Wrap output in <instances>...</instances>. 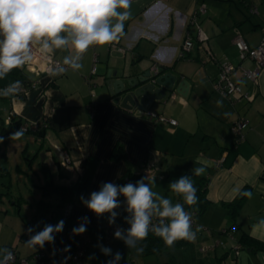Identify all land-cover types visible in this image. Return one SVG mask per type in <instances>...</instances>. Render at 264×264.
<instances>
[{
	"label": "crops",
	"instance_id": "1",
	"mask_svg": "<svg viewBox=\"0 0 264 264\" xmlns=\"http://www.w3.org/2000/svg\"><path fill=\"white\" fill-rule=\"evenodd\" d=\"M249 1L245 5L242 0H132L131 18L123 22L124 34L103 46L90 45L79 54L82 59L76 61L83 65L80 70L70 68L63 74L36 77L18 67L0 78V87H10L17 81L34 83L28 86L23 98L12 94L0 96V136L9 115L15 121L37 122L45 118L47 123L46 128L24 134L18 140L3 136L0 143V250L12 248L22 257H30L34 252V247H28L21 237L27 225L35 223L37 204L43 197H37L35 210L27 213L28 206L32 210L31 203L21 194L15 195L11 180L5 178H11L10 162L15 161V171L26 173L28 178L29 171L39 179L37 185L29 178L32 195V187L41 190L43 185L40 166L44 163L56 185H73L77 178L89 176L86 192L71 210V223L84 224L93 237L85 253L86 264H264V250L252 243H264V68L256 84L242 80L240 69L231 75L249 101H229L212 89L220 62L227 59L237 67L254 68L252 61L240 60L233 45L237 31L250 47L257 46L262 37L264 0H253L258 13L253 16L248 11ZM200 5L205 6L206 13L192 23L190 19ZM116 22L115 17L109 18L110 28ZM198 29L204 34L205 43L197 40ZM187 35L194 47L181 57ZM60 36L67 37L68 44L59 49L52 46L49 51L64 63L65 57L72 59L78 53L69 33L61 32ZM39 43H43V38ZM154 65L175 75L174 90L185 80L187 95L182 97L174 92L164 105H153L145 113L109 102L111 83L119 78H107L108 71H122L123 78L150 70ZM147 113L173 119L177 124L156 122ZM243 118L248 127L244 140L235 145L230 127ZM115 147L121 148L123 158H111ZM61 150L71 157L73 172L59 169ZM40 154L44 160L38 162L36 157ZM148 159L155 163V176L157 173L159 179L145 184L156 193L153 201L158 206L161 197L169 199L173 207L186 204L183 197L173 196L169 185L185 174L195 175L193 170L199 167L206 169L200 177L207 180L208 201L201 214L195 212L196 223L203 230L190 228L196 232L194 242L178 240L173 247L164 244L163 253L152 255H144L138 241L129 246L125 239L115 237L117 231L127 237L131 227L128 221L133 214L123 194L116 197L118 206L112 210L115 217L110 212L97 215L84 202L104 184L120 188V181L135 177ZM26 163L27 171L23 170ZM243 191L251 196H245L237 212L231 239L226 233L231 223L224 204L234 201ZM55 200L56 206L59 198ZM47 202L53 210L49 198ZM158 210L162 211V207L151 211ZM57 217V223L62 221L59 212ZM51 223L57 224L55 219ZM106 226H110V235L104 240ZM243 236L249 242L240 243ZM215 242L220 245L207 254L201 253V247ZM237 245L240 249H236ZM103 249L109 251L105 253Z\"/></svg>",
	"mask_w": 264,
	"mask_h": 264
},
{
	"label": "clouds",
	"instance_id": "2",
	"mask_svg": "<svg viewBox=\"0 0 264 264\" xmlns=\"http://www.w3.org/2000/svg\"><path fill=\"white\" fill-rule=\"evenodd\" d=\"M132 0H0V78L9 73L13 68H18L32 60L30 42H39L43 38L41 51L47 52L52 46L59 49L68 44L67 37H61V32H67L72 37L71 43L78 55L74 58H64V64L70 65L73 70H80L83 65L77 63L82 59L81 53L86 52L90 45H106L119 39L124 34V21L131 18ZM117 8L125 11L117 12ZM115 17L117 22L110 28L109 18ZM49 41L51 43H49ZM64 69H59L63 73ZM53 72V75L59 74ZM20 82L17 81L18 85ZM14 86L4 92L5 96L14 92ZM23 136V129L11 134L10 139L18 140ZM4 137L0 136V143ZM200 176L206 169L199 167L193 170ZM176 194H182L189 206L198 202L194 182L189 177H181L169 185ZM118 193L127 198L128 210L133 214L128 222L131 224L127 237H122L120 231L115 233L117 239H125L132 246L135 241L147 238L149 231L151 210L162 207L157 211L160 217L170 218L165 226L153 227V233L160 237L167 247H173L174 242L186 240L194 242L196 232L190 230V214L186 213L180 204L171 206L166 198H159V206L154 203L156 193L150 187L138 182L136 186L127 184L117 188L111 183L104 184L100 191L93 192L90 199L84 201L91 211L97 215L110 212L112 217L116 213L112 210L118 206L116 197ZM243 195L251 196L245 192ZM63 221L55 226L47 225L28 242V247H41L45 242L54 240L53 233L63 229ZM202 226L196 231H200ZM31 231V230H29ZM86 231L84 224L74 228V233ZM107 253L108 249H103ZM121 257L117 254L116 259Z\"/></svg>",
	"mask_w": 264,
	"mask_h": 264
},
{
	"label": "built area",
	"instance_id": "3",
	"mask_svg": "<svg viewBox=\"0 0 264 264\" xmlns=\"http://www.w3.org/2000/svg\"><path fill=\"white\" fill-rule=\"evenodd\" d=\"M248 11L250 15H257V7L253 0L249 1ZM206 13V8L204 5H200L194 15L191 17V22L193 23L197 16L203 15ZM0 39H3L0 36ZM197 40L199 43H205V36L198 29L197 32ZM233 45L237 49L239 53V58L241 61L250 60L254 64V68L252 70H247L244 68L237 67L233 65L227 59L219 63V73L217 78L212 82V89L217 94L221 95L225 99L229 101L237 100L238 98H245L249 101V97L246 92H243L240 85L235 83L231 79V75L237 70H241V79L256 84L258 81V76L262 68H264V28H262V37L260 42L255 47H250L246 41L243 39L240 32H236L233 38ZM31 49L32 60L26 62L24 65L20 66L21 69L26 70L36 77L40 76H50L53 72L59 73V69L63 68L64 72L67 69L72 68L70 65L64 64L58 60H56L50 51L43 52L41 51L42 44L39 42H30L29 45ZM194 47V42L192 38L187 35L181 46V57H184ZM151 71L153 73L158 72V67L156 65L151 67ZM63 72V73H64ZM95 68L92 69L91 73L94 74ZM59 73V74H63ZM29 81V80H28ZM34 85V83L26 82L25 84L19 83L18 85L15 83L11 86H14V92L10 93L13 96H24L27 92L28 86ZM9 87H0V96L6 92ZM147 115L155 120L156 122L169 124L171 126H175L177 122L173 119H167L162 115H154L151 113H147ZM15 122V118L13 115H9L5 120V125L8 127L12 123ZM47 123L46 119L43 118L37 122H21L18 124L16 131L23 129V134L35 133L38 132L41 128H46ZM248 127L247 120L239 119L234 122L230 129L232 134L235 136V145L241 143L244 140V132ZM14 132V133H15ZM71 157L68 152L61 150L60 158L58 162V167L64 169L66 172H73L74 165ZM156 167L155 163L148 159L141 166V171L135 177H125L120 183L119 187L126 186L127 184H132L136 186L138 182H151L155 180ZM72 204H67L62 209V221L63 229L60 232L53 233L54 240L50 242H45L41 247L40 245H36L34 247V252L30 257H22L19 256L17 251L8 248L4 250H0V264H30L31 262L35 264H86L85 262V253L93 241V237L91 233L86 229L83 233H74V227L71 225V210ZM152 214L150 216L149 230L153 227L161 226V221L166 226L170 222V218L160 217L157 212L151 211ZM190 214V228L193 230H197L199 225L196 223V213L191 212ZM203 230V228L201 229ZM200 230V231H201ZM235 227L229 228L226 233L229 235L231 239L233 238V233L235 232ZM103 239L106 240L110 235V226H106L103 231ZM34 237L32 232L27 231L25 233V239L27 242ZM220 245L219 242H215L211 246L201 247L200 251L203 254H207L212 251L216 246ZM236 249H240V246L237 245ZM237 253V252H236Z\"/></svg>",
	"mask_w": 264,
	"mask_h": 264
},
{
	"label": "trees",
	"instance_id": "4",
	"mask_svg": "<svg viewBox=\"0 0 264 264\" xmlns=\"http://www.w3.org/2000/svg\"><path fill=\"white\" fill-rule=\"evenodd\" d=\"M242 1L246 5V0H242ZM21 97L23 98L24 96H21ZM20 123H21L20 121H15L10 126L3 128L1 130V134L3 136H8V135L13 134L16 131L18 124ZM123 157H124V154L121 151V148L115 147L111 153V158L121 159ZM40 170H41V174L43 177V185L41 186L43 198H41V200L37 204L38 213L34 217L35 223L27 225V231L31 230L29 232H32L33 236L41 232L45 228V226L52 225L50 217L48 216L49 212L50 213L52 212V210L50 209L51 205H49V203L47 202L48 198H50L52 195H55L56 197L59 198V203L54 207V211L59 212L61 214L62 209L65 205L67 204L73 205L75 201H78L83 196V194L86 192L89 179H90L89 176L85 174L77 178V180L75 181L73 185H69V186L56 185L54 183L53 175L49 167L47 166V164L45 163L42 164L40 166ZM61 170H63L66 173L64 169H61ZM184 176L189 177L194 182V186L196 188V196L198 197V202L197 204L192 205V206H189L188 204H180V205L183 207L186 213L196 212L198 214H201L206 208V206L208 205V201L206 199L207 180L204 177L195 176L192 174H185ZM143 183H150V182H143ZM245 192L246 191L241 192L240 195L234 201L224 204V206L228 210V219L231 223L228 229L231 227H235L236 229V225L234 224V221L236 219L237 212L243 200L245 199L246 195H243V193ZM172 194L176 199H180L183 197L182 194H176L173 191H172ZM71 225L74 228L79 227L73 223H71ZM86 229L89 232H91L90 229L88 228ZM25 233L22 235L21 240L24 242H27V240L25 239ZM138 242L142 247V252L144 255L160 254L165 251L163 240L160 237L156 236L153 233L152 229L148 231V235L146 239L142 241H138ZM244 242H249V240L245 236L241 238L240 243H244ZM252 243L257 247V249L264 250V243H260L257 241H252Z\"/></svg>",
	"mask_w": 264,
	"mask_h": 264
},
{
	"label": "water",
	"instance_id": "5",
	"mask_svg": "<svg viewBox=\"0 0 264 264\" xmlns=\"http://www.w3.org/2000/svg\"><path fill=\"white\" fill-rule=\"evenodd\" d=\"M158 72L146 70L142 73H131L123 78L122 71H108L107 78L118 76V80L111 83L109 102L119 105L129 111L139 110L145 113L153 105H164L175 92L185 97L187 95V82L181 80L174 90L175 75L164 73L165 68L158 66ZM109 87V83L107 84ZM42 161L44 156L41 155Z\"/></svg>",
	"mask_w": 264,
	"mask_h": 264
},
{
	"label": "rangeland",
	"instance_id": "6",
	"mask_svg": "<svg viewBox=\"0 0 264 264\" xmlns=\"http://www.w3.org/2000/svg\"><path fill=\"white\" fill-rule=\"evenodd\" d=\"M24 135V134H23ZM41 155L42 154H40V157L38 158V156L36 157L37 159H38V162L41 160ZM18 163H15V161H11L10 162V165H11V168H12V176H11V178H9V177H5L6 178V181H10V182H12V185H13V191H14V194L16 195H18V194H21V196L25 199V200H27V201H29L30 203H31V205H32V210L31 209H29V206H28V211H27V213H33V210H35V206H36V198L38 197V198H41V197H43L42 196V191L39 189V188H37V186L36 187H32V189H34L33 190V195L31 194V193H29L30 191H29V189H31V182H30V179L29 178H32V179H34V181L37 183V185L39 184L38 182H39V179L37 178V177H33V176H31V174H30V172L29 171H27V167H28V165H27V163L25 164V169H23V170H25V171H27V173H28V175H29V178H28V176H27V174L26 173H19L18 171H15V166L17 165ZM20 166H21V164H19ZM35 165H36V163H35ZM37 166V165H36ZM37 173L38 174H40V172H39V170L37 169ZM39 177H40V175H39ZM159 179V176H158V174L156 173V180H158ZM145 184V183H144ZM146 185H149V184H146ZM19 196V195H18ZM32 196L34 197L33 199H31L32 198ZM55 198H56V196L55 195H52L50 198H49V200L52 202V204H53V207H52V212L50 213L49 212V217L51 218V220H54L55 219V223H57L58 222V217H57V214H58V212H56V211H54V207H55V202H56V200H55ZM33 207H34V209H33ZM53 217H54V219H53Z\"/></svg>",
	"mask_w": 264,
	"mask_h": 264
}]
</instances>
